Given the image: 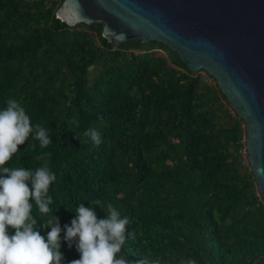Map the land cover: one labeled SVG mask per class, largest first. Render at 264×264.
Instances as JSON below:
<instances>
[{
	"label": "trees",
	"instance_id": "trees-1",
	"mask_svg": "<svg viewBox=\"0 0 264 264\" xmlns=\"http://www.w3.org/2000/svg\"><path fill=\"white\" fill-rule=\"evenodd\" d=\"M63 1L0 0V110L16 99L52 139L41 148L30 136L7 166L34 171L36 157L51 154L50 207L61 228L80 203L98 219L105 212L92 202L112 203L130 221L118 258L264 264V203L245 160V122L215 79L161 42L115 46L103 24L68 25L57 17ZM89 128L101 133L99 146L83 136ZM32 214L41 219L35 205ZM63 236L68 264L80 254Z\"/></svg>",
	"mask_w": 264,
	"mask_h": 264
},
{
	"label": "water",
	"instance_id": "water-1",
	"mask_svg": "<svg viewBox=\"0 0 264 264\" xmlns=\"http://www.w3.org/2000/svg\"><path fill=\"white\" fill-rule=\"evenodd\" d=\"M57 17L103 24L115 46L161 42L208 72L245 122V160L264 203V0H64Z\"/></svg>",
	"mask_w": 264,
	"mask_h": 264
},
{
	"label": "clouds",
	"instance_id": "clouds-1",
	"mask_svg": "<svg viewBox=\"0 0 264 264\" xmlns=\"http://www.w3.org/2000/svg\"><path fill=\"white\" fill-rule=\"evenodd\" d=\"M5 104L6 107L0 110V264H64V255L60 251L62 231L68 248L75 244L80 254L79 259L68 264H156L148 255L131 262L117 257L129 238L130 221L126 216L122 218L110 202L106 209L101 207V201L92 202L105 212L103 219L97 218L93 207L80 203L75 208L71 226L65 224L61 228L59 218L50 207L54 201L49 190L56 180L46 159L51 154L37 156L36 159L43 163L34 171L7 166L19 152V146L30 136L39 141L41 148L48 147L52 143L49 129L40 123L33 126L16 99L9 98ZM83 136L96 146L102 143L101 133L95 128L87 129ZM77 139L85 142L79 134ZM33 205L41 217L39 220L32 214ZM9 228L14 234H9ZM38 228L51 230L45 237ZM187 264H195V261L189 260Z\"/></svg>",
	"mask_w": 264,
	"mask_h": 264
},
{
	"label": "rangeland",
	"instance_id": "rangeland-1",
	"mask_svg": "<svg viewBox=\"0 0 264 264\" xmlns=\"http://www.w3.org/2000/svg\"><path fill=\"white\" fill-rule=\"evenodd\" d=\"M245 155H246V153H245Z\"/></svg>",
	"mask_w": 264,
	"mask_h": 264
}]
</instances>
